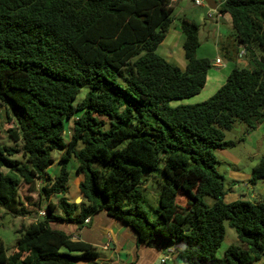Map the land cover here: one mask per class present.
I'll return each mask as SVG.
<instances>
[{
	"label": "trees",
	"instance_id": "16d2710c",
	"mask_svg": "<svg viewBox=\"0 0 264 264\" xmlns=\"http://www.w3.org/2000/svg\"><path fill=\"white\" fill-rule=\"evenodd\" d=\"M221 2L218 13L230 16L247 65L236 62L238 47H221L233 62L225 82L203 101L173 106L201 91L212 61L196 56L199 27L186 17L184 66L157 53L174 18L170 0H0V107L15 125L5 130L13 145L0 143V207L21 217L45 209L20 224L9 254L0 238V264L97 259L96 246L51 223L99 212L128 226L137 244L182 264H264L263 200L225 201L215 156L233 144L224 131L235 121L253 128L264 119V0ZM70 171L82 175L79 203L68 196ZM156 171L149 220L143 188ZM258 180L264 157L249 183ZM21 185L35 197L30 213ZM225 220L242 245L218 256Z\"/></svg>",
	"mask_w": 264,
	"mask_h": 264
},
{
	"label": "crops",
	"instance_id": "0c3cea01",
	"mask_svg": "<svg viewBox=\"0 0 264 264\" xmlns=\"http://www.w3.org/2000/svg\"><path fill=\"white\" fill-rule=\"evenodd\" d=\"M170 1L173 7L174 18L164 40L157 47V53L164 57L171 64L182 68L184 66V58L178 51L182 44H180L182 38L180 20L181 18L186 17L196 23V20H198L199 16H195V12H193L192 10L200 8L198 14L200 15V10L207 7L195 6L191 2H187L184 0ZM207 11L208 8L205 11V17ZM215 21L218 32H215V36L211 41L206 40V42H201V40L199 39L200 44L196 50V56L198 58H208L212 61V67L207 72L205 84L199 93L188 98V100L185 102L182 100L181 103H196L210 97L225 82V79L233 66L231 60L229 61V59H226L224 51L220 49L225 45L228 46L230 40L232 39L229 34L230 32L233 33L234 37L231 18L228 14H220V17ZM225 38L226 40H224ZM237 47L240 49L237 55L240 58H237L236 62L245 66L247 65V58L243 55L244 50L242 49V46L237 45L235 41L233 48ZM241 55H243L244 57L242 56V58ZM216 59H219L220 63L214 64V61ZM247 129V136L257 131L261 135V137L258 138L260 142V140L264 136V119L261 120V122L258 123L255 127H247ZM221 151L223 150H220V152ZM233 160L236 162V165L235 167H232V169L237 172V174L234 173V175L238 177L239 173H242L243 176L248 177L246 179L249 180L251 174L243 173L242 170H240V168L238 167L239 160H237L236 158H233ZM75 165L76 164L73 162V159L70 160L69 166H71L72 170L74 169ZM254 165L251 166V170ZM52 170L54 172L56 168L47 169L49 173H51ZM239 180L240 179H233L234 184H237L235 182H239ZM251 185L252 186L248 189L247 192H250L249 190L252 191V200H264V197H262L261 195L264 193V182L262 180H258L255 184ZM239 186L240 185L237 184L235 186V189ZM255 187L258 188L259 192H255ZM233 189V187H229V193L231 194L233 192L234 199H237L238 196H245V194H238V192ZM54 196L50 197V200L52 202H55L60 197V195L56 196L55 200ZM68 196L71 201H75L77 198L81 199L78 188L73 193V195L69 194L68 190ZM36 214L33 212V220H35V217L37 216ZM23 218L26 217H20V219ZM37 219H40V217ZM87 219L89 220L88 222L85 223L83 221L81 222V224L80 222L71 223L55 221L54 223H51V227L59 230H62L63 228L61 229V227H64L66 228L65 233L70 234L73 238L81 239L96 247H101L105 251V253L97 257V259H100L99 264H154L155 260L163 252L158 248L149 247L145 244H137L132 230L119 220L107 216L105 212H99L92 218L88 217ZM164 255L166 259L168 258V264H182L175 258V256L171 255L169 251L164 252ZM93 262L94 261H82V264H91Z\"/></svg>",
	"mask_w": 264,
	"mask_h": 264
},
{
	"label": "rangeland",
	"instance_id": "374dc122",
	"mask_svg": "<svg viewBox=\"0 0 264 264\" xmlns=\"http://www.w3.org/2000/svg\"><path fill=\"white\" fill-rule=\"evenodd\" d=\"M214 1L218 4V7L222 3L221 0H214ZM199 9L200 8H196L192 10L193 12H195V16H199L198 20H196V23L199 27V37L198 38L201 40V42L202 41L206 42V40L211 41L215 36V32H218V28H217L215 20L219 17H216V15H213V18L208 19L204 16L207 8H202L200 10V15H198ZM229 34L232 37V39L230 40L228 44V48H229V52H232V48L234 47L235 40L233 37V33L230 32ZM224 40H226V38ZM182 41L183 39L181 38L180 44L182 43ZM178 51L183 56L182 47H180ZM258 54L259 56L261 55L260 52H258ZM262 54L264 56V53ZM81 97H82V93L79 95L78 98H81ZM187 100L188 99H183L184 102ZM181 101L182 100L171 101L170 104L174 106V105L180 104ZM0 114L2 116L0 119V143L13 145L12 140L6 136L5 130L7 128H13L15 125L13 122L7 121V118L4 113V108L2 107H0ZM65 126H66L65 127V139H67L68 131L70 130L71 125L70 123L68 124L66 122ZM247 131H248L247 126L243 122L235 121L230 130L224 131V139L226 141L233 142V144L230 146H227L221 152L219 150L215 151V156L218 160L216 167H217V170L223 175L224 186H225V189L228 190L224 197L225 201H232V199L234 200L233 192L231 194L229 193V187H233L234 188L233 190L238 192V194L239 193L245 194L244 197L252 200L251 198L252 191L249 190L250 192H247L248 189L252 186L249 183V180L246 179L248 177L243 176L242 173H239L237 177L236 175H234V173L237 174V172L232 169V167H235L236 165L235 164L236 162L233 160V158H236L237 160H239L238 167L240 168V170H242L243 173L251 174L252 172L251 166L257 163L262 157H264V136L259 142L258 138L261 137V135L257 131H255L254 133L248 136H247ZM53 157L57 158L56 151H53ZM73 162L75 163L74 160ZM161 167H162V164H159V168ZM69 169H71V166H69ZM51 173H53V170L51 171ZM72 173L73 172H71V181L69 182V194L73 195V193L78 188V183H75V182H79L80 180H82V175H76ZM146 176H149V177L146 182L147 188L145 189L143 188V195H144L143 198L144 199L142 200V205H143V209L148 213V219L153 220L155 213L152 210L155 209L157 206V197L159 194V187L157 186L156 180L158 178H161V174L159 171H156L150 174L146 173ZM153 176H155L156 178H152ZM233 179H240L239 182H235L238 185H240L239 187H236V189H235V186L237 184H234ZM255 192L256 193L259 192L258 188L256 187H255ZM261 195L262 197H264V193ZM19 196H20V200H22L23 202L24 209L28 211L30 210L29 213L35 210V207H32V204H31L34 202L32 198H35V197H32V195L27 191L26 186L21 185L19 189ZM55 198L56 196H54V199ZM237 198H239V196ZM27 199H32V201H29ZM81 200L82 199L80 198L77 199V203H79ZM25 201H28L27 202L28 204L25 203L24 205ZM207 201L209 203L211 201L210 198H208ZM37 211H40V210H37ZM31 213L28 216H26V218L20 219L21 216H15L11 213H8L6 210L0 207V238L3 241L5 248H7V251H6L7 254L11 252V250L13 249V246L15 245L16 239L19 236V233L17 232V230L20 224L22 222L27 223L33 220L32 218L33 213L32 214ZM40 218H43V217H40ZM224 226H225V235H224V240L221 244V247L219 248L217 252L218 256H221L223 251L231 244L242 245L237 239L235 230L229 225L227 220L224 221ZM61 229L63 232L66 231V228L64 227H61ZM97 252H98V256H101L105 253V251L101 247H97ZM93 261L94 262L91 264H99L100 259H95ZM75 262L77 264H82L81 259H77L75 260Z\"/></svg>",
	"mask_w": 264,
	"mask_h": 264
},
{
	"label": "built area",
	"instance_id": "2783aa9c",
	"mask_svg": "<svg viewBox=\"0 0 264 264\" xmlns=\"http://www.w3.org/2000/svg\"><path fill=\"white\" fill-rule=\"evenodd\" d=\"M173 1H176V0H173ZM184 1L191 2L195 6H206L207 7V5H206L204 0H184ZM213 15H216V17H219L220 14L218 13L217 9L208 8V11L206 13V18L211 19V18H213ZM218 63H220L219 59H216L214 61V64H218ZM263 204H264V201H263ZM39 215L41 217L44 216L45 215V210L39 211ZM88 221L89 220L87 218L84 220L85 223L88 222ZM164 259H162V261H164Z\"/></svg>",
	"mask_w": 264,
	"mask_h": 264
},
{
	"label": "water",
	"instance_id": "95a60500",
	"mask_svg": "<svg viewBox=\"0 0 264 264\" xmlns=\"http://www.w3.org/2000/svg\"><path fill=\"white\" fill-rule=\"evenodd\" d=\"M204 1L206 3L207 7H209L210 9H216L217 3L214 0H204ZM77 199L75 200L76 203H77ZM80 224H81V222H80ZM163 256H164V253L162 252L158 256V258L155 260L154 264H168L169 263L168 260H166L164 262L162 261Z\"/></svg>",
	"mask_w": 264,
	"mask_h": 264
},
{
	"label": "clouds",
	"instance_id": "9594fccd",
	"mask_svg": "<svg viewBox=\"0 0 264 264\" xmlns=\"http://www.w3.org/2000/svg\"><path fill=\"white\" fill-rule=\"evenodd\" d=\"M207 8H209V7H207ZM216 9H217V7H216ZM218 11V10H217ZM220 14V13H219ZM219 17H220V15H219ZM264 201V200H263ZM42 210H45V209H42ZM41 211V210H40ZM37 216L35 217V220H37V218H39V217H41L40 215H39V211H38V213L36 214ZM45 216V215H44ZM44 216H42V217H44ZM164 253V252H163ZM165 258V255L163 256V258L162 259H164ZM166 260H168V258L166 259H164V261H166ZM163 261V262H164Z\"/></svg>",
	"mask_w": 264,
	"mask_h": 264
}]
</instances>
